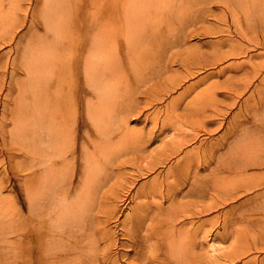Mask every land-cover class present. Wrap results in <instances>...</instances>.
I'll return each instance as SVG.
<instances>
[{
  "label": "bare ground",
  "instance_id": "1",
  "mask_svg": "<svg viewBox=\"0 0 264 264\" xmlns=\"http://www.w3.org/2000/svg\"><path fill=\"white\" fill-rule=\"evenodd\" d=\"M8 1L9 15H18L0 31V44L12 46L17 30L26 27L19 13L26 15L23 6L28 11L30 3ZM193 1L212 4L215 13L221 10L216 14L224 17L227 30L220 31L227 37L207 53L184 49L162 32L156 35L165 54L161 70L169 74L151 89L147 105L161 102L153 114L169 115L160 124L154 115L151 124L160 125L161 132L170 124L181 139L155 155H140L146 164L131 174L123 171L127 161L116 157L129 153L137 160L143 132L135 144H127L129 135L116 117L122 102L126 116L141 103L121 95L119 78L127 77L129 52L153 48L148 21L164 12L168 21L175 20L188 0H46L48 33L40 35L37 26L28 24L14 44L16 56L6 73L15 98L13 106H4L8 118L2 119L3 129H10L0 142L8 159L0 171V264H264L258 255L264 241L248 240L244 248L216 253L219 231L201 217L244 193L252 195L241 204L245 215L239 218L250 222L252 215L264 216V0ZM72 12L76 18L68 20ZM233 32L247 38V46L236 44ZM250 48L256 53L247 61L226 63L205 79L185 83L207 65ZM121 49L127 51V66L117 61ZM175 65L185 73L179 75ZM234 69L237 73L229 75ZM211 78L218 79L199 90ZM172 92L178 96L165 99ZM87 126L98 134L91 143L81 138L80 128L89 133ZM196 141L198 146L188 147ZM9 166L18 173L19 207L4 194L12 182ZM160 167L136 188L139 177ZM253 169L261 172L252 174Z\"/></svg>",
  "mask_w": 264,
  "mask_h": 264
},
{
  "label": "rangeland",
  "instance_id": "2",
  "mask_svg": "<svg viewBox=\"0 0 264 264\" xmlns=\"http://www.w3.org/2000/svg\"><path fill=\"white\" fill-rule=\"evenodd\" d=\"M46 0H26V3L28 4V11H26L27 5L23 6L25 7V14H20L22 18L25 17V28L18 29L15 33V36L12 40V46L9 44H0V142L3 141V136L7 132L6 130L10 129L8 126L6 129H3V120L4 118H8V116L3 112V108L5 105L13 106V103H11V100L15 98V93H11L9 89H11L12 86H10L9 82V76L6 73H10V67L14 63L13 59L16 56V48L14 44H17V41L23 37V34L25 30H27L28 24H33L38 27V34L43 35L47 34L49 29L45 26V22L48 20L46 19V10H47V4L45 3ZM190 5L188 6V4ZM110 10V7H108ZM213 9L212 11H210ZM215 7L211 5L204 7V5L200 4L199 2L188 0V2L180 9V14H174L175 20L168 21L166 19V13H159L154 15L147 24L148 30L151 32V35H153V48L150 49H138L136 48L135 51L129 52L128 56L132 58V63L127 67L128 74L127 77L119 78L120 81L123 83L121 84V95L126 98H136L141 103L139 107L132 112L128 116H126L124 103H121L120 107V114L116 117V120L120 122V125H117L121 127V131L128 133L129 137L127 138V144H133L135 142L136 135L143 132V136L139 142L136 144H141L140 148H142V151H136L137 152V160L135 159V155L133 154H119L117 155V159L119 161H127V164L124 165L123 171H125L128 174L135 172V166H141L146 164V161L143 159H140V155H144L149 157L150 155L159 152L166 143H171L175 139H181V136L172 130V125H167V129L164 132H161V126L156 125L155 127L151 124V119L155 115L153 114L154 109L160 108L162 106V103L160 102H154L155 106H148L147 102H149L151 99V89L155 88L156 85H159L163 78L169 74L168 72H163L162 65H163V59L164 55L159 50V43L160 39L158 38V35L160 32H162L166 38L169 36H172V39H169V42L171 40L177 39L180 44L183 45L184 49H193V50H201L203 52H211L213 49V46L215 44H218V42L223 41L227 37V33H224L220 31L224 28L226 24L222 21L224 18L223 16H218L216 13H221V10H217L216 13L213 12ZM12 11V9H11ZM10 2L8 0H0V31L8 29L7 27H10L12 23L14 22L12 19L15 18L16 15H18V12L13 11L14 13L10 16ZM16 12V13H15ZM98 13H103L98 11ZM2 14H8L7 16L3 17ZM66 18L68 20H71L75 17V13H69ZM96 21V20H95ZM84 27L86 28V21L84 20ZM228 28L229 30L234 31V23L231 19L228 21ZM227 30V29H226ZM215 31L217 33H215ZM125 33V32H124ZM126 36V33L124 34ZM235 36V43L247 46L248 40L245 37H242L239 34H236V32H233ZM177 36H181L176 38ZM186 38V41H184V38ZM126 37H123L120 39L122 42ZM129 40L131 38L129 37ZM121 42V43H122ZM123 44V43H122ZM171 45H169L170 47ZM168 46H166L167 49ZM117 53L120 55L122 60L123 66L130 62L128 59L126 53L127 51L120 50L117 51ZM256 53V49L250 48L247 53H242L235 58H231L228 61L224 62L221 61L218 65H207L205 68L201 69L199 72L195 73V76L192 78H189L188 81L185 83L195 82L200 80L201 78H206L208 73L212 71V69H215V67H220L222 65H225L226 63H236L241 61H247L251 55H254ZM9 54V58L8 55ZM113 60H116V58L111 57ZM134 60H139L137 62V66L134 62ZM245 66V65H244ZM242 66V69L244 68ZM174 70L178 72L179 75H182L185 73V68L181 67L179 65H175ZM123 70V69H122ZM119 70V73L122 71ZM237 73V70L234 69L229 73V75H235ZM6 77V78H5ZM7 79L6 84H4L3 89L2 82L3 80ZM218 78H211L208 83L206 84H199V90H202L203 88L207 87L210 83L216 81ZM224 78H220V80H223ZM201 82V81H200ZM12 85V84H11ZM10 86V87H9ZM255 84L250 87L245 93L242 99L240 100V103L245 100V98L252 92ZM15 89H17L18 86L13 85ZM156 89V88H155ZM18 92V91H17ZM179 92H172L167 96L165 99H170L172 97L178 96ZM184 94H182L183 98ZM10 103V104H7ZM133 102L130 104L132 105ZM117 108V107H116ZM240 104L233 109V113L235 111H239ZM116 111V109H115ZM139 111L140 113H138ZM231 113L228 114L229 117L232 115ZM169 115V113L161 111V114L159 116H156L158 124L162 121L163 117L165 115ZM84 120L90 121L87 119L86 115H84ZM115 120V121H116ZM171 122V120H170ZM90 128L89 133L82 134L83 128H80L81 138L83 136V139L89 143H91L93 138H97V132L92 131L91 126H87ZM217 133L215 134L211 140L215 141L216 138L219 137L221 134ZM9 136V135H8ZM204 139L203 136L199 140ZM198 140V141H199ZM196 141L195 143H192V146H188L189 148H193L198 146L200 143ZM135 144V143H134ZM8 161L6 157V151H0V171L4 169L3 162ZM136 163H131V162ZM7 165V163H6ZM165 167V166H164ZM16 167H7V177L11 179L10 188L7 187L6 190H4L5 195H11L15 198V206L19 207V203L16 200V198L19 200V183L18 178H16L17 170H15ZM163 167H160L159 170L148 173L144 177L138 178V184L136 188L141 183H147L149 180H151L155 175L158 174L159 171H161ZM166 169V168H165ZM13 170H15L13 172ZM261 170L253 169L250 171L252 174L260 173ZM231 174V178H232ZM1 179V176H0ZM231 185V183H228ZM135 188V189H136ZM11 189V190H10ZM257 193V192H256ZM251 194H241L238 198L234 200H229L226 204L221 205V207H218L216 210L211 211L210 213L201 216L203 219H211L213 228V231L216 233L219 231V236L216 237L213 236L212 241L215 239L214 243L217 245L219 250L216 253H219L221 251H233L234 248H244L246 245L244 244V241L251 240V243H254L255 241H264V216L261 214L258 215H252V220L248 222L246 218L241 220L239 217L240 215H245V210L242 207V203H245L249 201L247 198L251 197ZM130 198L124 203L122 206L125 210L129 206ZM248 213V212H247ZM248 215V214H247ZM190 220V219H188ZM186 220V221H188ZM197 221V218L195 219ZM229 222V226H220L219 223H225L227 224ZM116 222H114L112 225L115 227ZM216 225V229H215ZM218 226V227H217ZM199 232V230H198ZM200 235V234H199ZM249 243V242H248ZM261 245V243H258ZM261 251L258 253L260 259H264V244L261 245ZM251 255V254H250ZM247 256V255H246ZM246 258L245 255L242 256V259Z\"/></svg>",
  "mask_w": 264,
  "mask_h": 264
}]
</instances>
